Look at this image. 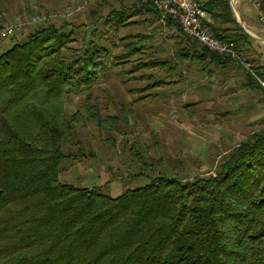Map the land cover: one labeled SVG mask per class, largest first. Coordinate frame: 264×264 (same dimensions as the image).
Listing matches in <instances>:
<instances>
[{
	"label": "trees",
	"instance_id": "16d2710c",
	"mask_svg": "<svg viewBox=\"0 0 264 264\" xmlns=\"http://www.w3.org/2000/svg\"><path fill=\"white\" fill-rule=\"evenodd\" d=\"M197 1L212 18L209 30L264 79V63L230 0ZM142 11L160 18L151 2H139L102 21L123 23ZM165 18L188 41L177 50L181 59L237 65L243 85L264 101V87L238 60ZM81 27L48 21L0 49V264H264V127L235 143L212 173H150L152 162L135 152L143 169L133 175L148 181L118 194L60 178L62 161L77 156L64 142L74 143L81 119L67 112L66 96L95 83L108 53L91 38L71 44Z\"/></svg>",
	"mask_w": 264,
	"mask_h": 264
},
{
	"label": "rangeland",
	"instance_id": "374dc122",
	"mask_svg": "<svg viewBox=\"0 0 264 264\" xmlns=\"http://www.w3.org/2000/svg\"><path fill=\"white\" fill-rule=\"evenodd\" d=\"M137 2L0 0V26H14L0 37V49L48 21L81 24L71 44L91 38L108 48L95 83L66 96L67 112L79 111L81 119L74 143L64 142L77 156L62 161L60 178L100 185L112 195L148 181L146 175H133L143 169L135 152L152 162L150 173H212L235 143L264 127L262 93L243 85L244 69L181 59L177 50L188 41L166 22L167 15L142 11L123 23L102 21L117 10L129 12ZM37 13L48 18L29 21Z\"/></svg>",
	"mask_w": 264,
	"mask_h": 264
},
{
	"label": "built area",
	"instance_id": "2783aa9c",
	"mask_svg": "<svg viewBox=\"0 0 264 264\" xmlns=\"http://www.w3.org/2000/svg\"><path fill=\"white\" fill-rule=\"evenodd\" d=\"M151 2L161 13L175 19L181 30L187 35L196 39L201 45L212 51L227 54L239 61L248 68L264 87V79L260 78L249 61L244 59L237 49L229 42L214 35L208 28L206 21H209L208 11L197 0H138ZM257 7L258 19L264 25V5L261 0H253ZM44 13H37L30 16L29 21L40 22L47 19ZM14 26L9 23L0 26V37L12 33Z\"/></svg>",
	"mask_w": 264,
	"mask_h": 264
},
{
	"label": "crops",
	"instance_id": "0c3cea01",
	"mask_svg": "<svg viewBox=\"0 0 264 264\" xmlns=\"http://www.w3.org/2000/svg\"><path fill=\"white\" fill-rule=\"evenodd\" d=\"M261 1L264 5V0ZM230 4L236 19L241 23L246 32L252 36L251 45L256 48V54L261 58L260 62L264 63V25L258 19L257 7L254 1L230 0ZM209 18L210 20L212 19L210 14Z\"/></svg>",
	"mask_w": 264,
	"mask_h": 264
}]
</instances>
